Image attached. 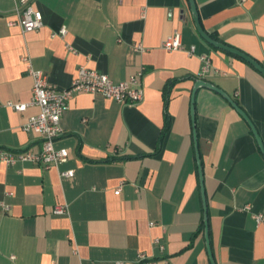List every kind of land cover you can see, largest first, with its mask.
Returning a JSON list of instances; mask_svg holds the SVG:
<instances>
[{"label": "crops", "instance_id": "1", "mask_svg": "<svg viewBox=\"0 0 264 264\" xmlns=\"http://www.w3.org/2000/svg\"><path fill=\"white\" fill-rule=\"evenodd\" d=\"M195 1L208 33L264 66V0ZM31 2L44 24L24 32L10 23L18 19L19 0H0V149L41 150V136L23 128L39 108L5 106L30 102V67L62 89L81 66L115 82L143 69L144 95L129 104L76 93L55 143L68 148L66 161L49 169L0 161V264H136L141 253L156 264H211L193 89L204 79L224 90L264 144V75L204 40L189 0ZM64 26L66 36H52ZM176 31L184 47L166 50ZM195 115L216 263L264 264V223L255 219L264 213V153L249 123L219 92L199 87ZM68 170L74 176L61 175ZM58 204L68 212L55 214Z\"/></svg>", "mask_w": 264, "mask_h": 264}, {"label": "built area", "instance_id": "2", "mask_svg": "<svg viewBox=\"0 0 264 264\" xmlns=\"http://www.w3.org/2000/svg\"><path fill=\"white\" fill-rule=\"evenodd\" d=\"M18 19L11 21V24H20L24 32H33L39 30L43 24V13L32 4L31 0H19L16 8ZM67 28L64 26L59 31L53 32L52 36H66ZM166 50H179L184 47L183 36L180 31L174 32L163 44ZM138 46V50L140 49ZM23 60L29 63V58L24 57ZM209 64L203 67V73L209 71ZM29 73L34 79L32 98L30 102L15 103L9 101L5 106L15 110L16 112H24L30 106H37L39 113L31 115L25 122L23 128L27 132L38 133L42 138V147L38 152L32 150L10 151L0 149V161L8 165H15L18 162H32L42 165L49 169L53 166L67 160L69 156L68 148H56V140L64 133L61 125V119L65 111L69 108L70 101L76 93H90L93 95H101L106 99L114 100L120 103L135 104L142 100L144 92L141 80L144 70L141 69L131 75L129 79L115 82L107 73L96 69L81 66L78 70L77 77L67 88H58L53 85L48 76L41 70L33 67L29 68ZM2 104L0 103V106ZM64 177L74 176V170L61 172ZM121 191V186L116 190ZM68 207L65 204H58L54 207L55 214H65ZM255 219L258 224L264 223V213H256ZM162 251L165 250V244L160 240H156ZM116 264H132L130 262L118 261ZM136 264H156V260L146 253H141Z\"/></svg>", "mask_w": 264, "mask_h": 264}, {"label": "water", "instance_id": "3", "mask_svg": "<svg viewBox=\"0 0 264 264\" xmlns=\"http://www.w3.org/2000/svg\"><path fill=\"white\" fill-rule=\"evenodd\" d=\"M189 2L191 5V10L193 13V19H194L196 28H197L200 36L204 40H206L209 44L215 46L216 48L222 49L226 52H229L231 54H234V55L244 59L245 61L250 63L259 72H261L264 75V66H262V64L258 60H256L255 58H253L252 56H250L249 54H247L246 52H244L238 48H235L233 46H230L224 42H221V41L213 38L211 36V34L208 33L204 29V27L201 23V19H200V15H199L198 6L196 4V1L195 0H189ZM201 86L211 88V89L219 92L220 94H222L231 103V105L245 118V120L249 123L252 131L254 132L256 139H257L259 146H260L263 153H264V144H263V141H262L254 123L252 122L251 118L248 116V114L239 106V104L230 95H228L224 90H222L221 88H219L218 86L214 85L213 83H211L209 81H206L204 79H197L196 80L195 86L193 89V93H192V100H191V117H192L193 128H194L193 133H194V140H195V146H196V158H197V164H198V171H199L200 180H201L202 200H203V209H204V226H205V237H206L207 250H208V253L210 256L211 264H217L216 260L214 258V253L212 250V244H211V239H210L208 202H207V196H206V191H205V187H204V174H203V168H202V163H201V158H200V152L198 149V134H197V130H196L195 98H196L197 90Z\"/></svg>", "mask_w": 264, "mask_h": 264}, {"label": "trees", "instance_id": "4", "mask_svg": "<svg viewBox=\"0 0 264 264\" xmlns=\"http://www.w3.org/2000/svg\"><path fill=\"white\" fill-rule=\"evenodd\" d=\"M213 38H215L213 35H211ZM216 39V38H215ZM217 40V39H216ZM169 120V119H168ZM203 227H204V224H203Z\"/></svg>", "mask_w": 264, "mask_h": 264}]
</instances>
